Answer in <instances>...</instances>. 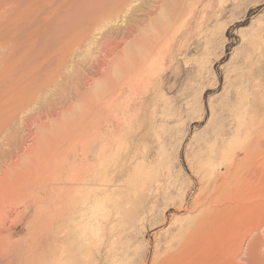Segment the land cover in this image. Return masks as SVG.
<instances>
[{
  "label": "rangeland",
  "instance_id": "374dc122",
  "mask_svg": "<svg viewBox=\"0 0 264 264\" xmlns=\"http://www.w3.org/2000/svg\"><path fill=\"white\" fill-rule=\"evenodd\" d=\"M48 1L0 0V264H264V0Z\"/></svg>",
  "mask_w": 264,
  "mask_h": 264
},
{
  "label": "bare ground",
  "instance_id": "6f19581e",
  "mask_svg": "<svg viewBox=\"0 0 264 264\" xmlns=\"http://www.w3.org/2000/svg\"><path fill=\"white\" fill-rule=\"evenodd\" d=\"M44 1V0H43ZM54 1V0H53ZM58 1H61V3H60V7H67V4H68V2H67V0H58ZM87 1H90V0H87ZM93 1V0H92ZM136 1L137 0H94L93 1V3H96V5H97V9H98V12L93 16V18H92V20H91V22H92V24L93 25H98V24H100V23H106L105 21H108V22H110L109 20H113L114 21V18H115V16L116 15H118L119 13H121V14H123V13H125V11L126 12H128L129 11V14H131V13H133V12H136V10H138L139 9V5H135V3H136ZM155 2H156V4H157V7H156V11H158L159 10V7L158 6H161L162 4H163V2L165 1V0H154ZM48 2H50V1H48L47 0V3ZM85 2V1H84ZM9 3H11V2H9ZM41 3V2H40ZM43 4V3H42ZM46 4V3H45ZM154 4V3H153ZM50 5H52V3L50 4ZM54 5V4H53ZM71 6V5H70ZM73 6V5H72ZM71 6V7H72ZM142 6V5H141ZM1 7V6H0ZM41 7H43V6H41ZM57 7H59L58 5H57ZM12 8V7H11ZM152 8V7H151ZM3 9V8H2ZM70 9V8H69ZM4 10V9H3ZM94 10V9H93ZM128 10V11H127ZM153 10H154V8H153ZM5 11V10H4ZM16 11V10H15ZM66 11H67V9H66ZM155 11V12H156ZM7 12V11H6ZM152 12V11H151ZM7 14V13H6ZM5 14V16H8V15H6ZM10 14H13V13H10ZM154 13L152 12V13H150V15H153ZM4 16V12L2 13V11L0 12V18H2V17H5ZM148 16V15H147ZM10 17V16H9ZM13 17V16H12ZM116 17H118V16H116ZM89 18V17H88ZM116 19V18H115ZM117 20H118V18H117ZM3 24V23H2ZM108 24V23H107ZM10 25V24H9ZM127 25V24H126ZM129 25V24H128ZM137 25V24H136ZM4 26V25H3ZM106 25H104V27H105ZM98 27V26H97ZM107 27V26H106ZM109 27V26H108ZM138 28V27H137ZM126 29V28H125ZM136 29V28H135ZM127 30H128V28H127ZM138 30V29H137ZM112 31V30H111ZM119 32V31H118ZM134 32V31H133ZM109 34H110V32H109ZM120 34V33H119ZM118 34V35H119ZM122 34V33H121ZM131 34V33H130ZM134 34V33H133ZM132 35V34H131ZM135 35V34H134ZM14 36V35H13ZM106 36V35H105ZM108 36V38L107 39H111L110 38V35H107ZM106 36V37H107ZM128 36H129V31L125 34V35H123L122 36V39H127L128 40ZM113 37V36H112ZM131 37V36H130ZM12 38V37H11ZM114 38H115V36H114ZM114 38H113V40H114ZM13 39V38H12ZM16 39V38H15ZM122 39H120V41L122 40ZM130 39V38H129ZM106 39H104V41H105ZM112 40V39H111ZM111 40H109V41H111ZM115 40H116V38H115ZM118 40V39H117ZM116 40V41H117ZM126 40V41H127ZM17 41V40H16ZM109 41H107V44H108V42ZM106 44V45H107ZM119 44H120V42H119V40H118V43L116 42V43H112L111 42V47L109 46V45H107V46H109L110 48H109V50L107 51V55L109 56V54H112L113 55V53H115L116 51V49L118 48V47H120L119 46ZM0 45H1V42H0ZM4 45V44H3ZM4 48L6 47V46H3ZM1 48H2V46H1ZM94 49V48H93ZM107 50V49H106ZM106 52V51H105ZM149 52V51H148ZM149 57V56H148ZM147 60V59H146ZM138 70V69H137ZM145 71V70H144ZM133 75V74H132ZM78 179V178H77ZM77 181V180H76ZM78 207V206H77ZM83 210V209H82ZM77 212V211H76ZM72 213V212H71ZM70 215V214H69ZM193 233V232H192ZM55 237V236H54ZM206 239H208V238H206ZM194 240V239H193ZM56 242V241H55ZM193 242V241H192ZM189 242H186V243H184V244H182L181 245V249L183 250V249H185V247L187 246V244H188ZM192 244V247L194 248V249H196V250H198L199 248H200V252L202 253L203 252V250L205 249L206 250V244H207V241L206 240H204L203 241V244H201V243H199V242H194V243H191ZM190 244V245H191ZM245 262H247V261H245ZM249 262V261H248ZM50 263V262H49ZM249 264V263H248ZM251 264V263H250Z\"/></svg>",
  "mask_w": 264,
  "mask_h": 264
}]
</instances>
